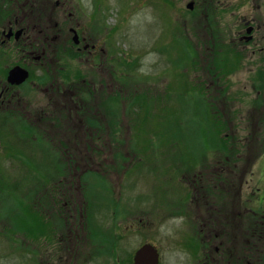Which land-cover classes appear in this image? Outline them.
Segmentation results:
<instances>
[{
    "label": "rangeland",
    "instance_id": "1",
    "mask_svg": "<svg viewBox=\"0 0 264 264\" xmlns=\"http://www.w3.org/2000/svg\"><path fill=\"white\" fill-rule=\"evenodd\" d=\"M32 1L38 3L36 7L23 11L28 12L31 25L42 26L33 29L32 45L36 51H47L44 68L51 70L46 73L50 82L44 84L41 100L31 105L19 93L18 107L33 127L28 136L19 138L24 139L21 146L18 135L10 134L13 128L7 129L8 123L12 126L11 118L0 117V127L1 122L6 123L0 130V264H56L59 258L52 254L60 249L65 253L61 264H132L133 251L147 242L161 251L160 264H198L197 254L193 251L190 256L185 238L187 215L163 218L170 214L166 210L187 202L186 187L192 175L198 174L199 179L209 174L219 155H227L230 164L241 160L242 169L249 170L262 154L253 168L264 176V40L255 53L253 48L230 50L219 32L206 38L203 33L175 31L171 24L175 18L161 19L151 4L138 0H96L90 23L85 17L93 11V0H77L78 10L74 0H69L73 5L68 9L73 14L70 18L53 7L55 0ZM233 10L235 6L223 16L231 30L240 16L253 14L250 6L242 5L231 16ZM254 16L264 19L263 12ZM70 27L78 32L84 29L89 37L93 30L116 28L111 34L116 47L111 58L119 64L126 56L137 60H127L125 67L113 62L106 67L104 49L95 64L99 71H92L91 62L85 60L88 55L82 57L84 51L73 49ZM65 32L69 39L63 45ZM53 36L56 39L51 40ZM211 40H216L217 47ZM103 46L107 47L105 42ZM64 47L66 57L60 52ZM71 58L78 64L70 63ZM110 66L113 79L107 75ZM32 70L36 77L45 73H39L37 63ZM65 77L84 95L79 94L85 112L75 119L84 121L88 113L94 126L99 122L98 128L65 124L51 129L49 123L40 121L38 111L48 102L47 93L61 94ZM142 88L147 91L144 94L154 93L158 98H142ZM110 91L114 111L121 113L119 126L110 127L115 129L112 133L105 126L106 116L111 124L117 118L109 114L104 102ZM127 104L128 113L123 109ZM49 131H54L57 142L47 138V145L40 148L25 146V141L34 143L32 138L46 137ZM21 133L27 135L29 129ZM55 157L58 161L51 164L49 159ZM83 197L88 203L84 204ZM157 201L159 206L149 204ZM110 211L118 217V226ZM123 211L131 213L126 220H121ZM87 220L91 232L96 224L94 239L99 238L96 227L100 224L102 239L89 236L94 245L83 241L88 238V229L82 228ZM47 225L53 236L44 242L40 236L47 233ZM114 233L120 234L113 236L116 246Z\"/></svg>",
    "mask_w": 264,
    "mask_h": 264
},
{
    "label": "flooded vegetation",
    "instance_id": "2",
    "mask_svg": "<svg viewBox=\"0 0 264 264\" xmlns=\"http://www.w3.org/2000/svg\"><path fill=\"white\" fill-rule=\"evenodd\" d=\"M149 1L159 16H175L176 20H183V24H189L198 33L209 35L212 30L219 32L224 45L227 41L232 49L253 48L255 53L264 40V19L254 16L255 12L264 13V0H143L144 4ZM54 5L62 15L67 13L69 18L73 17L72 12H68L72 7L69 0H57ZM242 5L250 6L253 14L247 18L240 16L231 30L225 23L224 13L229 14L235 6L230 14L235 16L233 12L237 15L236 10ZM32 6V0H0V60L8 55L10 68L20 66L29 74L31 59L36 60L41 67L47 61L45 48L37 51L33 49L32 32L41 25H31L32 22L30 24L27 19L28 12L23 11L30 10ZM55 26L58 27V23ZM58 29L62 32V26ZM73 30L77 34V42L71 38L73 49L86 52L88 57L85 60L93 62L90 65L94 70L99 56L97 41L89 37L84 29L78 32L70 27L69 33L72 35ZM17 31H20V36H16ZM67 36L65 32L63 45L70 37ZM54 39L56 36L51 38ZM63 51L66 52V47ZM30 82L28 79L19 86H11L1 79L0 103L3 104L7 98L17 103L21 91L19 88L24 85L27 88ZM30 85L37 87L35 83ZM74 90L72 88L58 95L47 93L48 102L40 107L39 115L45 119V123H49V127L85 125L82 120L75 119L83 114V107L80 92ZM57 97L62 100L59 108L50 107L52 99ZM57 114L62 117L54 118ZM228 161L227 155H219L209 174H202L199 179L198 174H194L188 182L187 202L182 205L188 217L189 254L192 256L193 251L196 252L198 264H264V176L253 169L243 170L241 160L239 164H230Z\"/></svg>",
    "mask_w": 264,
    "mask_h": 264
},
{
    "label": "water",
    "instance_id": "3",
    "mask_svg": "<svg viewBox=\"0 0 264 264\" xmlns=\"http://www.w3.org/2000/svg\"><path fill=\"white\" fill-rule=\"evenodd\" d=\"M9 76L10 80H22L25 77V75L17 69L12 70ZM134 260L135 264H156L158 255L153 247L145 245L136 252Z\"/></svg>",
    "mask_w": 264,
    "mask_h": 264
}]
</instances>
